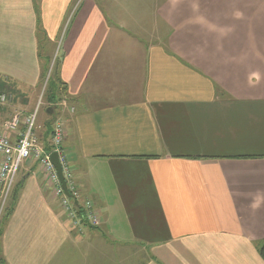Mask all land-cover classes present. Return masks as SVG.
Here are the masks:
<instances>
[{
  "label": "crops",
  "instance_id": "1",
  "mask_svg": "<svg viewBox=\"0 0 264 264\" xmlns=\"http://www.w3.org/2000/svg\"><path fill=\"white\" fill-rule=\"evenodd\" d=\"M38 3L0 0V71L36 87L41 37L61 38L49 114L101 223L27 159L0 264H264V0Z\"/></svg>",
  "mask_w": 264,
  "mask_h": 264
},
{
  "label": "built area",
  "instance_id": "2",
  "mask_svg": "<svg viewBox=\"0 0 264 264\" xmlns=\"http://www.w3.org/2000/svg\"><path fill=\"white\" fill-rule=\"evenodd\" d=\"M5 101V94H0V113L5 107ZM63 102L66 104V100ZM37 119L38 109L24 118L20 113H17L7 123L16 138L12 139L10 135L0 132V200H6L19 168L27 159L32 158L40 163L44 173L54 184L56 193L62 196L61 205L70 218L74 219L75 224L87 223L91 226H98L101 221L94 203L91 200H85L82 205L79 203V191L72 178L69 156L64 148L65 127L63 120L57 119L54 122L51 138L53 141L51 149L47 150L36 133ZM53 152H57L59 156L71 195L63 188L57 168L51 160Z\"/></svg>",
  "mask_w": 264,
  "mask_h": 264
},
{
  "label": "rangeland",
  "instance_id": "3",
  "mask_svg": "<svg viewBox=\"0 0 264 264\" xmlns=\"http://www.w3.org/2000/svg\"><path fill=\"white\" fill-rule=\"evenodd\" d=\"M37 1V3H36ZM35 8L36 11L40 17V10H39V3L38 0H35ZM41 22H37V31L40 34V31L43 30ZM44 32V30H43ZM41 36V35H40ZM40 46H43L42 48V59L41 63L45 62L46 56L49 57V63L48 66H43L42 64V76L40 77V81L38 82V85L34 88H24V87H19V79L14 78L15 74L11 73H5L0 71V94H5L6 96V101H5V107L3 111L0 113V119L3 122V129L0 130V132L7 134L8 136L10 135L12 139L16 138L15 133L14 135L12 134V130L8 128L7 123L8 121H11L13 116L17 113H20L22 118H24V114L28 113L29 110H32L33 112L38 109V119L36 124L39 126L38 127V132L37 134L39 140L43 142L44 140L49 139V131H48V126L49 123H51L55 120V117L51 116V113L49 114L50 108L54 107L55 105H50L49 103V98H48V92L46 91L48 87V78L51 74V71H54V62H55V57L53 55H56L59 58L60 55V45H61V38L56 41H51L50 44L47 42L44 36L41 37ZM0 43H3L5 45V41ZM1 45V44H0ZM23 52L19 51L17 53L18 60L20 61L22 59ZM5 57V53L2 55ZM49 67V68H48ZM24 95H26L24 97ZM63 100L57 101L58 104ZM31 106H33L31 108ZM75 110L74 107L71 108V111L73 112ZM53 140L51 139V142ZM1 158V156H0ZM23 165V164H22ZM21 165V166H22ZM21 168V167H20ZM20 168L18 170V173H20ZM19 175V174H17ZM17 178L12 185L11 191L8 194L6 200H0V238L2 236V229L5 225V221L7 219V216L9 214V210H11L10 206H14L13 204V197L19 192L20 185L17 183ZM19 182V181H18ZM79 191V190H78ZM12 204V205H11ZM260 253V251H259Z\"/></svg>",
  "mask_w": 264,
  "mask_h": 264
},
{
  "label": "trees",
  "instance_id": "4",
  "mask_svg": "<svg viewBox=\"0 0 264 264\" xmlns=\"http://www.w3.org/2000/svg\"><path fill=\"white\" fill-rule=\"evenodd\" d=\"M42 48H43V46H39V58H41V59L43 58L42 57ZM46 58L47 59H45V62L43 60L41 65L43 64V66H46V65L48 66L49 57L46 56ZM41 76H42V73H41ZM46 91L48 92V95H49L48 98L50 101L49 103H51V105L54 104L55 106H59V104L61 102L58 104L57 101H59V100L64 101V99L69 100L68 86H67V83L62 79V77L60 75V66H59L58 62L54 65V71L53 70L51 71V74L48 78V87H47ZM54 122H55V120H54ZM53 125H54L53 121L51 123H49V126H48V131L50 132L49 133V139L43 141L44 146L46 147L47 150L51 149V138H52ZM16 196H17V194L14 195V197L12 198L13 204L16 203ZM14 206L13 205L10 206L11 210L14 208ZM11 210H9V211H11ZM80 212H82L81 209H80ZM259 251H260L261 256L264 259V244L261 245Z\"/></svg>",
  "mask_w": 264,
  "mask_h": 264
},
{
  "label": "water",
  "instance_id": "5",
  "mask_svg": "<svg viewBox=\"0 0 264 264\" xmlns=\"http://www.w3.org/2000/svg\"><path fill=\"white\" fill-rule=\"evenodd\" d=\"M51 160L53 161V163L55 164L56 168H57V171H58V174H59V178L62 182V185H63V188L65 189V191L71 195L68 191V186H67V182L65 180V176H64V173H63V170H62V166H61V163L59 161V156L57 154V152H53L51 154Z\"/></svg>",
  "mask_w": 264,
  "mask_h": 264
}]
</instances>
